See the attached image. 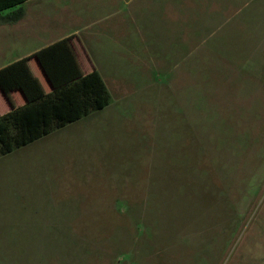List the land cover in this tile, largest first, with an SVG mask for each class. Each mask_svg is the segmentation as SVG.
<instances>
[{"label": "rangeland", "instance_id": "obj_1", "mask_svg": "<svg viewBox=\"0 0 264 264\" xmlns=\"http://www.w3.org/2000/svg\"><path fill=\"white\" fill-rule=\"evenodd\" d=\"M183 16L169 45L129 19L108 117L0 161V264H264V0Z\"/></svg>", "mask_w": 264, "mask_h": 264}, {"label": "crops", "instance_id": "obj_2", "mask_svg": "<svg viewBox=\"0 0 264 264\" xmlns=\"http://www.w3.org/2000/svg\"><path fill=\"white\" fill-rule=\"evenodd\" d=\"M187 2L188 0H0V70L15 62L24 61V66L41 95L44 97L52 94L55 88L35 56L37 52L45 50L63 86L96 71L110 95V103L103 109L1 156L0 161L13 157L26 148L43 146L55 137L57 140L65 132L76 134L79 125L109 115L111 108L121 99L116 94V88L111 86L109 78L117 74L113 61L121 60L128 54L129 48L124 44L130 38L129 19L135 25L139 37L145 39L147 36L155 43L164 42L169 45L176 37L177 22L184 19V6ZM138 21L143 25H136ZM146 23L149 25H146L145 32ZM10 95L12 101L0 86V117L30 103L20 89L11 90ZM74 165L76 166L75 163ZM64 186L59 182L57 188ZM61 191L62 189L59 193ZM62 214L61 211L52 212L51 208L44 212L28 213L15 219L21 221L22 228H15L16 224H12L13 232L9 235H50L51 231L50 234H42L43 229L31 227L22 220L44 218L53 226L54 223L57 224V220L64 219ZM0 235L7 234L1 232ZM3 251V264H18L11 259L16 257L13 253L10 252L8 256L7 250Z\"/></svg>", "mask_w": 264, "mask_h": 264}, {"label": "trees", "instance_id": "obj_3", "mask_svg": "<svg viewBox=\"0 0 264 264\" xmlns=\"http://www.w3.org/2000/svg\"><path fill=\"white\" fill-rule=\"evenodd\" d=\"M55 92L42 96L27 72L24 61L0 70V86L12 101L11 90L23 91L29 105L0 117V157L52 131L103 109L110 103L109 91L96 71L63 86L45 50L35 54Z\"/></svg>", "mask_w": 264, "mask_h": 264}]
</instances>
